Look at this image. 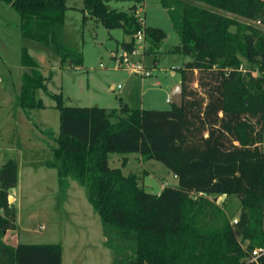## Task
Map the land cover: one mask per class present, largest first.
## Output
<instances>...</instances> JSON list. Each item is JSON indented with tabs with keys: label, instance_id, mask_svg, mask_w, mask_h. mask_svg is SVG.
<instances>
[{
	"label": "trees",
	"instance_id": "1",
	"mask_svg": "<svg viewBox=\"0 0 264 264\" xmlns=\"http://www.w3.org/2000/svg\"><path fill=\"white\" fill-rule=\"evenodd\" d=\"M0 1L18 14L23 40L41 44L61 67H82V52L64 40L65 0ZM121 1L82 0V23L121 29L129 39L119 45L130 51L142 29L136 10L143 0H133L127 11L109 5ZM158 1L179 38L168 52L184 59L176 69L180 107L65 105L61 93L48 92L52 73H41L25 45L14 104L26 112L44 107L37 90L54 101L59 133L44 165L56 171L62 197L69 180L84 187L114 264H264V255L249 261L252 249L264 247V0ZM143 31V54H154L165 34L146 25ZM113 153L161 163L177 187L146 192L136 174L122 172L126 159L121 168L109 166ZM17 167L15 157L0 166V264H61L58 243L3 241L16 229L8 199ZM218 196L239 200L234 222L216 205Z\"/></svg>",
	"mask_w": 264,
	"mask_h": 264
},
{
	"label": "rangeland",
	"instance_id": "2",
	"mask_svg": "<svg viewBox=\"0 0 264 264\" xmlns=\"http://www.w3.org/2000/svg\"><path fill=\"white\" fill-rule=\"evenodd\" d=\"M65 3L67 9L64 15V40L82 52L83 65L78 69L61 67L58 57L41 44L23 40L17 27L18 14L0 2V76L3 78L0 84V107H4L6 100L3 88L7 83L5 77H9L6 86L9 94L6 95H13V105L10 106L13 113L11 121H4L0 117V145L7 149L12 148V152H8L16 158L20 152L18 150L25 148V145L42 147L43 138L45 152L43 150L40 155L45 161L51 159L47 144L55 146L54 139L59 133L58 112L53 107L54 101L47 94L36 91V96L44 104L42 108L26 112L14 104L21 74L19 45H25L29 49L44 76L52 73L47 90L50 93H61L64 104L68 106L117 108L120 102H125L123 97L129 91L131 100L128 105L133 104V100L140 102L142 98L144 101L147 98L158 99L157 108L165 110L170 108V104L164 102L167 94H171L179 86V74L176 70L174 74H170V68L176 69L183 57L178 53L168 52L178 44L179 38L158 0H143L136 10L143 21L145 19L146 26L160 28L165 34L154 54L144 56L145 65L151 66L154 58L158 63L157 69L147 78H141L127 70L113 69L110 51L120 42L129 39L121 29L106 30L90 21L82 26V0H65ZM133 3V0H125L110 2L109 5L111 8L127 11ZM239 20L244 21L241 18ZM261 28L264 29V26ZM4 67H7L6 70ZM156 82L158 85H152ZM112 85L113 90L110 88ZM45 130H50L51 134ZM262 136L263 143L260 146L264 150V123ZM137 156L136 153L109 154L108 164L111 168H117L120 167L123 157L127 158L128 164L122 172L136 174L140 186L146 192L160 193L163 183L169 187H177V178L164 165L155 160L143 162ZM20 164L22 205L19 209L21 212L18 211L19 219L16 220L19 240L26 243L60 244L62 264H114V254L104 246L99 217L87 202L84 187L69 180L65 196L62 197L57 185L55 189L52 187L50 179H45L42 186L40 180L36 179L39 171L32 173L30 165H25L22 161ZM45 167L46 171H54ZM36 169L40 168L34 165V170ZM208 199L211 201L213 198ZM215 201L230 222L237 219L239 200L236 197L218 196Z\"/></svg>",
	"mask_w": 264,
	"mask_h": 264
},
{
	"label": "crops",
	"instance_id": "3",
	"mask_svg": "<svg viewBox=\"0 0 264 264\" xmlns=\"http://www.w3.org/2000/svg\"><path fill=\"white\" fill-rule=\"evenodd\" d=\"M0 2H2V1H0ZM3 4H5L4 2H2ZM7 4H5V6H6ZM7 6H9V5H7ZM10 7V6H9ZM11 8V7H10ZM13 9V8H12ZM4 14V13H3ZM5 15V14H4ZM0 21H1V16H0ZM87 21H90V22H93L94 23V21H92V20H87ZM86 21V22H87ZM86 22H85V24H86ZM19 24H20V19H19V21L17 22V27H18V32H19V35H20V30H19ZM85 24H83L82 23V26L84 25L85 26ZM144 24H145V19H144ZM96 25V24H95ZM146 25V24H145ZM21 37V36H20ZM19 48V54H18V56L20 55V45L18 46ZM120 48H122L119 44L115 47V49H113L112 51H115V50H118V49H120ZM29 50V49H28ZM112 51H110V53L112 52ZM29 52V51H28ZM29 54H30V52H29ZM31 55V54H30ZM32 56V55H31ZM33 57V56H32ZM34 58V57H33ZM184 61V59H182V62ZM186 61V60H185ZM143 62H144V57H143ZM182 62L180 63V64H178L177 66L179 67L181 64H182ZM4 64V63H3ZM145 64V63H144ZM148 69H150L151 70V72H153L154 70H156L157 69V67H158V63H157V60H156V62H153L152 61V65L151 66H147V65H145ZM7 68V67H6ZM6 68L4 67V69L6 70ZM170 74H174V71H171L170 70ZM151 75H152V73H151ZM4 80H5V82H7V83H5L4 84V98L6 99V100H4V107H0V117H1V119H3L4 121H11V118H12V116H13V113H12V111H11V108H10V106H12L13 105V95H6V94H9L8 92H7V90H6V86H7V84H8V82H9V77H5L4 78ZM2 81H3V78L0 76V84L2 83ZM179 83H180V81H179ZM152 85H158V83L156 82V83H152ZM178 85V84H177ZM117 87H119V85H117ZM179 87V86H178ZM110 88L113 90L114 89V86L112 85V86H110ZM171 94H172V92H171ZM171 94H167V96H170L171 97ZM167 96H166V98H167ZM165 98V99H166ZM122 99V98H121ZM123 99H124V101L126 102V104L127 103H129L130 104V102H129V100H131V94H130V92L128 91V92H126L125 93V97H123ZM133 100V99H132ZM134 102H133V104H131V105H128L127 104V106L128 107H130V108H133V109H164V108H157V106L156 105H158L159 103H158V99H149V98H147V99H145V101H144V99L142 98L141 100H140V102H135V100H133ZM145 102V103H144ZM164 102H165V100H164ZM166 103V102H165ZM166 104H168V103H166ZM54 105V104H53ZM43 106H44V104H43ZM58 120H59V118H58ZM0 134H1V129H0ZM3 134V133H2ZM42 134H43V131H42ZM44 135V134H43ZM42 140H41V143H42V147H39V146H32V147H26V145H25V148H20V149H22V150H18V151H20V152H18V156H17V158L15 157V156H12V154H10L9 152H12V148H10V149H7L6 148V146L5 147H3V145H0V150H2L1 152V155H0V166H1V164L5 161V159L7 158V157H15V159L17 160V163H18V167H17V183H16V186L14 187V188H12V189H10L9 190V199H8V201L12 204V208H13V211H14V217H15V225H16V228H17V223H16V220H18L19 219V215H20V212H21V210H19L20 208H21V194H20V190H21V184H19L20 182H19V179H20V171H21V169H20V162L22 161V163L23 164H25V165H30L29 167L32 169V173H35L36 174V172H38L39 171V173H38V175L39 176H37V180H40V182H41V185L43 186L44 185V182H45V179L47 180V179H50V182H52V187L54 186V189H55V185H57V176H56V171L54 170V171H46L45 169H44V161L45 160H43V158L41 157V155L40 154H42L41 152H43V150H44V148H43V146H44V139L43 138H41ZM30 144L32 143V142H29ZM52 146H49L48 144H47V148H49V150H50V148H51ZM9 151V152H8ZM44 152H45V150H44ZM49 154V157L51 156V151H50V153H48ZM37 155V157L35 158V156ZM18 157H20L21 158V160H20V158H18ZM137 158L140 160V157H139V155L137 156ZM123 159H126V163H125V166H123L122 168H121V163H120V167H117V168H121V170L123 169V168H125L126 166H127V164H128V159L127 158H125V157H123ZM122 159V160H123ZM48 160V159H47ZM49 160H50V158H49ZM122 162V161H121ZM34 165H37L40 169H36V170H34ZM40 165V166H39ZM46 169H52V168H48V167H45ZM53 183H54V185H53ZM36 185H38V184H35V186ZM164 186H167L165 183H163L162 185H161V187H162V189H163V187ZM57 188H58V185H57ZM18 211H20V212H18ZM18 213V214H17ZM19 231L17 230V229H15L14 231H10V232H7L6 234H5V236L3 237V241L5 242V243H7V244H9V245H11V246H15V245H17V244H51V243H26V242H21L20 240H19V233H18ZM61 264H62V253H61Z\"/></svg>",
	"mask_w": 264,
	"mask_h": 264
},
{
	"label": "built area",
	"instance_id": "4",
	"mask_svg": "<svg viewBox=\"0 0 264 264\" xmlns=\"http://www.w3.org/2000/svg\"><path fill=\"white\" fill-rule=\"evenodd\" d=\"M137 16L142 29L138 30L134 35L133 48L130 51H126L123 48H120L118 50L112 51L109 56L113 63V69L127 70L129 73L140 76L141 78H147L151 76L152 72L145 66L143 62V51L146 48L145 36L143 31V27L145 26V24L141 15L137 14ZM176 69L170 68L171 71H175ZM165 102L169 104L172 103L171 97L167 96ZM262 255H264V247L254 248L251 250L249 261L256 262L257 259Z\"/></svg>",
	"mask_w": 264,
	"mask_h": 264
},
{
	"label": "water",
	"instance_id": "5",
	"mask_svg": "<svg viewBox=\"0 0 264 264\" xmlns=\"http://www.w3.org/2000/svg\"><path fill=\"white\" fill-rule=\"evenodd\" d=\"M171 102L177 107H180L182 105V91L180 87L175 88L172 92Z\"/></svg>",
	"mask_w": 264,
	"mask_h": 264
}]
</instances>
